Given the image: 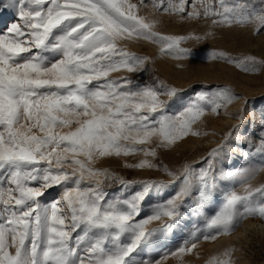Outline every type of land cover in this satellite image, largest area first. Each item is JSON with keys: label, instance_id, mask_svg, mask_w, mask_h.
<instances>
[{"label": "snow or ice", "instance_id": "obj_1", "mask_svg": "<svg viewBox=\"0 0 264 264\" xmlns=\"http://www.w3.org/2000/svg\"><path fill=\"white\" fill-rule=\"evenodd\" d=\"M142 6L147 0H0V8L14 10L20 21L0 34V264H161L166 256H141L154 235L177 226L189 208L203 215L218 193L223 203L171 255L191 253L201 237L215 240L248 217L264 219V185L248 183L264 171V162L253 163L264 158V106L258 122L252 113L258 132L233 125L199 161L176 168L153 162L157 149L200 135L193 125L207 113L228 115V107L242 101L245 107L231 114L242 122L248 99L216 86L195 91L194 99L170 113L182 90L155 75L141 79L156 57L137 55L120 42L155 43L161 55L182 61L196 58L183 42L215 38V32L164 34L156 30L160 20L140 14ZM151 6L181 20H208L211 28L264 33V0L258 9L249 0H200L192 11L186 0H153ZM207 59L245 71L264 67L255 56L216 49ZM120 71L129 75H110ZM141 152L153 160L125 167L162 168L169 179L126 180L96 166ZM238 154L248 167H235ZM229 183L233 190L227 191ZM134 184L139 190L130 195L108 191ZM168 189L174 191L165 198ZM153 194L158 202L141 218ZM153 221L161 227L146 228ZM231 251L225 250L228 259L209 264H233Z\"/></svg>", "mask_w": 264, "mask_h": 264}, {"label": "rangeland", "instance_id": "obj_2", "mask_svg": "<svg viewBox=\"0 0 264 264\" xmlns=\"http://www.w3.org/2000/svg\"><path fill=\"white\" fill-rule=\"evenodd\" d=\"M7 2V0H4ZM136 2V0H133ZM153 0H147L148 7H141L140 14L148 17H155L161 22L156 27L157 31H160L168 35H188L190 33L203 34L207 30L215 32V38H209L207 40L195 41L188 40L182 43V47L191 48L196 52L195 59H185L177 61L170 56L161 55L159 53V45L147 41H121V45L126 47L130 52L137 55H147L156 57L155 63L150 64V72L145 73L140 77L144 81H148L153 75L158 76L168 84H171L178 89L182 90V97L168 110L170 113H175L181 110V106L185 105L190 100L194 99V92L215 88L216 86L230 87L234 93L241 97H247L248 104L243 113V121L233 118L231 115L235 113L238 108L245 107L242 101H237L230 105L227 109L228 115H225L221 111L220 115L211 113L205 114V116L195 125L193 130H198L200 135H191L184 137L182 140L177 141L170 149H157V157L155 160L151 156L145 157L144 154L136 153L129 156L110 157L104 158L102 161H98V167H105L110 171H113L126 180L143 181V180H168L162 168H129L125 167L127 164H136L141 159L153 160L154 163H159L162 166L169 168H176L184 161H199L201 157L206 156L211 149L215 148L223 139L225 133L233 125H239V130L246 127L250 121V129L248 132H258V124L254 126L252 123L253 110L256 112L257 122L259 120V110L264 106V67H261L259 71H245L233 64H229L223 61H209L207 59V52L212 49L219 51H226L231 55H239L241 53L255 56L257 60H264V33L260 36L252 35L249 28L236 27L231 28H211L210 21L205 19H184L181 20L179 16H167L160 12H157L155 8L151 6ZM249 2L258 9L262 0H249ZM200 0H186V7L188 11L193 10V4L199 5ZM8 18V23L0 26V34L6 31V27L12 23H19L20 21L14 14V10L8 11L7 9L0 8V20ZM2 24V23H0ZM178 64H183V68L177 67ZM112 77L117 78L125 75H129L126 72H113L110 74ZM243 126V127H242ZM58 131H66V129H58ZM157 141H154V144ZM237 158L234 157V161ZM264 162V158L259 156L255 157L253 163L259 165ZM236 168L248 167L245 163V158H241L234 162ZM243 177H238L242 179ZM253 188H258L264 185V171H257L255 177L248 181ZM118 185H113L108 188V191L114 195L126 194L130 195L132 192L139 190V186L134 184L127 190L121 189L117 192ZM179 185H177L178 189ZM226 190H233V185L229 183L226 185ZM238 193H243V186L236 185L234 188ZM174 189H168L163 195L165 198L169 192ZM220 194V193H218ZM217 194V195H218ZM258 195V194H254ZM158 202L157 197L153 194L149 201V204L143 206L142 216L151 214L150 204ZM223 203V202H222ZM221 203V204H222ZM221 204L210 207L209 211H206L203 215L193 214L191 208L188 209V213L192 216V223L186 229L181 232L179 236H172L173 229L180 225V221L177 226H174L171 230L157 232L153 237V243L151 247H146L141 256L152 257L159 259L166 256L161 261V264H209V261L215 259H228L224 255L225 250L231 251V258L233 264H264V240H262L261 247L252 246L251 244H243L239 248L235 244H226L222 248H215L210 243L215 240H205L201 237L197 242L196 248L191 253H184L183 255H171L179 246H181L185 239L188 238L193 226L202 227L205 221L206 215L216 210ZM253 218V217H248ZM167 219V218H165ZM247 219V218H246ZM255 219L264 220L259 217ZM160 221H153L146 225L148 229L160 228ZM163 244L164 249L157 251L156 245Z\"/></svg>", "mask_w": 264, "mask_h": 264}, {"label": "bare ground", "instance_id": "obj_3", "mask_svg": "<svg viewBox=\"0 0 264 264\" xmlns=\"http://www.w3.org/2000/svg\"><path fill=\"white\" fill-rule=\"evenodd\" d=\"M0 26L8 23V18H3L0 20ZM243 127V126H242ZM250 121L247 123L246 127H244L242 130H240L242 133L245 131H249L250 129ZM243 158L241 155H237V158L234 162L237 160H240ZM223 202V193H220L216 195L214 198V203L210 205V207L219 205ZM192 216L190 212L187 213L183 219L180 221V225L174 228L172 236H179L181 232L186 231V229L191 225L192 223ZM262 240H264V220H259L255 218H247L243 221L241 227L237 228L235 231L227 234H223L220 237L216 239V241L210 243L211 246L215 248H222L226 246V244H236L239 248L243 244H251L252 246H259L261 247ZM157 251H160L164 249L163 244L156 245Z\"/></svg>", "mask_w": 264, "mask_h": 264}]
</instances>
